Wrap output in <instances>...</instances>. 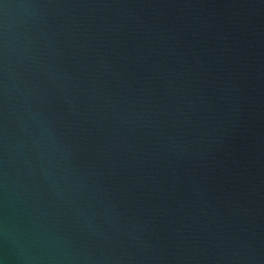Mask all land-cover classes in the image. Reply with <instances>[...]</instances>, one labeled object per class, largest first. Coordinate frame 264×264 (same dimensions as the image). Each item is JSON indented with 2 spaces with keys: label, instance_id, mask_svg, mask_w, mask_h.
Segmentation results:
<instances>
[{
  "label": "water",
  "instance_id": "obj_1",
  "mask_svg": "<svg viewBox=\"0 0 264 264\" xmlns=\"http://www.w3.org/2000/svg\"><path fill=\"white\" fill-rule=\"evenodd\" d=\"M0 264H264V0H0Z\"/></svg>",
  "mask_w": 264,
  "mask_h": 264
}]
</instances>
